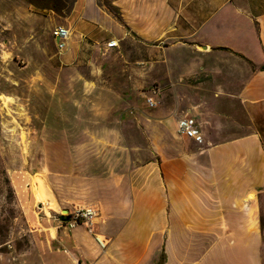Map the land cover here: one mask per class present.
<instances>
[{
	"label": "crops",
	"instance_id": "obj_1",
	"mask_svg": "<svg viewBox=\"0 0 264 264\" xmlns=\"http://www.w3.org/2000/svg\"><path fill=\"white\" fill-rule=\"evenodd\" d=\"M0 4L13 10L0 16V33L12 38L1 61L16 57L21 70L43 69V77L25 80L43 96V109L49 114L53 100L69 97L64 88L54 95L55 85L70 86L78 87L77 114L92 103L93 117H113L100 132L87 131L103 135L92 143L80 140L81 130L59 129L76 132L61 148L121 154L92 155L94 162L111 159L107 172L77 154L66 164L93 165L88 171L38 179L41 210L60 211L56 219L51 212L39 218L15 180L25 217L43 238L40 264H156L164 255L163 264H208L216 248L224 263L261 264L264 0H75L64 15L19 0ZM58 25L71 33L61 53L51 36ZM110 41L117 46L107 48ZM52 70L61 77L53 79ZM153 86L161 104L150 109L145 97ZM178 116L194 119L201 144L177 133ZM129 152L147 158L134 163ZM77 208L99 212L93 232L58 221L62 210ZM193 230L221 237L201 259H175L182 231Z\"/></svg>",
	"mask_w": 264,
	"mask_h": 264
},
{
	"label": "rangeland",
	"instance_id": "obj_2",
	"mask_svg": "<svg viewBox=\"0 0 264 264\" xmlns=\"http://www.w3.org/2000/svg\"><path fill=\"white\" fill-rule=\"evenodd\" d=\"M19 3L40 11L43 9L35 8L33 5L46 7L49 1L19 0ZM55 5L56 7L52 11L57 15H64L59 10L58 4L55 3ZM12 12L10 6L0 4V16L10 15ZM3 49L12 50V38L0 33V51ZM53 52L56 53V50ZM21 66H23L21 59L15 57L14 60L9 59L2 62L0 56V93L9 97V99L0 100V264H40L39 255L40 250L43 249L42 236L34 231L33 225L27 221L19 203L18 187L15 180L20 181L26 191L23 196L25 199H29L31 206L37 213H40L38 214L39 218L45 216L47 212H51L49 216L56 219L60 211L56 214L52 213L50 207H46V211L41 210L44 204L38 199L40 198L37 196V194L40 195L39 190L35 189L38 179L51 173L76 172L77 169L88 171L93 165L78 167L70 163L66 164L67 161H75L77 154L80 161L93 162L96 165L93 167L94 171L102 172H107L112 168V166H108L111 159L94 162L93 154L100 153L101 156L108 157V153L111 152L110 156L116 153V156L121 157L117 149L108 150V152L96 149L76 151L75 149H66V146L61 148L62 141H74L75 133L79 130L84 132L78 135L80 140L87 143L99 141V137H103V135L87 131L100 132L101 128L113 122V117L101 116L103 114L93 117L92 103L77 114L73 97L78 87L59 85L53 87V94L58 95L60 89L64 88L69 93V97L64 100V103L53 100L52 109L48 114L43 109L44 103L41 100L43 96L40 97L41 94L36 92V87L32 84L29 86L30 83L25 81L28 77L37 74L43 77V69L21 70L19 68ZM66 76L73 77L71 73L69 75L67 73ZM55 77H61L60 71L52 70V78ZM73 88L76 89L73 90ZM46 113L50 117L51 131L45 135L41 132V128ZM63 114L68 117H64ZM63 128L74 129L76 132L72 136H65L58 132ZM129 153V157L134 163L145 161L147 158V156L137 153ZM62 163L63 165H61ZM182 232L186 236V241L175 245V259H186L189 263L203 258L208 245L221 237L220 232L215 230ZM218 248L220 249V247ZM261 252L263 253L261 264H264V244ZM220 257V252L216 248L207 257L208 264H225L226 262L220 260Z\"/></svg>",
	"mask_w": 264,
	"mask_h": 264
},
{
	"label": "built area",
	"instance_id": "obj_3",
	"mask_svg": "<svg viewBox=\"0 0 264 264\" xmlns=\"http://www.w3.org/2000/svg\"><path fill=\"white\" fill-rule=\"evenodd\" d=\"M70 35L71 33L69 29L61 25L55 26L52 29L51 36L55 42L58 53L65 51ZM106 46L107 48L116 47L117 41H110L106 44ZM158 95V87L153 86L145 97V103L148 108L155 109L161 104L158 99ZM176 131L180 136L190 139L197 144H201L203 141L202 135L196 127L194 119L191 117L178 116L176 119ZM66 216H68V221L61 223V225L68 230L82 226L89 232H93L99 212L93 208H77L72 211H68Z\"/></svg>",
	"mask_w": 264,
	"mask_h": 264
},
{
	"label": "trees",
	"instance_id": "obj_4",
	"mask_svg": "<svg viewBox=\"0 0 264 264\" xmlns=\"http://www.w3.org/2000/svg\"><path fill=\"white\" fill-rule=\"evenodd\" d=\"M48 1L49 3L46 7H38L37 5H33V6L38 9H47L52 11L53 8L56 7L55 3H57L59 10L62 11L63 14H67L71 10L75 2V0H48ZM163 260L164 258L163 256H161V259L156 264H163Z\"/></svg>",
	"mask_w": 264,
	"mask_h": 264
},
{
	"label": "water",
	"instance_id": "obj_5",
	"mask_svg": "<svg viewBox=\"0 0 264 264\" xmlns=\"http://www.w3.org/2000/svg\"><path fill=\"white\" fill-rule=\"evenodd\" d=\"M68 213L67 210H62L61 215L58 217V221L61 223L67 222L68 221V216H66Z\"/></svg>",
	"mask_w": 264,
	"mask_h": 264
},
{
	"label": "bare ground",
	"instance_id": "obj_6",
	"mask_svg": "<svg viewBox=\"0 0 264 264\" xmlns=\"http://www.w3.org/2000/svg\"><path fill=\"white\" fill-rule=\"evenodd\" d=\"M1 98V97H0ZM4 104H5V102H4Z\"/></svg>",
	"mask_w": 264,
	"mask_h": 264
}]
</instances>
